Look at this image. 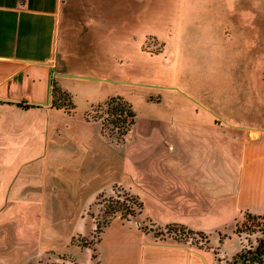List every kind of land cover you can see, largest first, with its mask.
<instances>
[{
	"label": "crops",
	"instance_id": "1",
	"mask_svg": "<svg viewBox=\"0 0 264 264\" xmlns=\"http://www.w3.org/2000/svg\"><path fill=\"white\" fill-rule=\"evenodd\" d=\"M144 4L0 0V144H11L6 148L21 155L9 161L12 166L0 179V264H43L49 250L68 249L71 234L86 225V204L75 203L69 188L93 174L109 179L98 188H104L103 195L119 187L137 196L142 210L137 220L115 216L94 249L87 247L86 258L80 254L86 264L92 249L96 264L226 263L245 247V237L234 231L235 220L246 211L264 214V110L242 80L228 93L225 80L211 74L209 90L200 96L164 83L160 91L168 88L169 93L145 96L144 124L134 126L133 110L134 122L120 140L103 133L98 120L86 117L87 110L81 114L75 107L51 105L53 82L71 95L70 83L118 80L124 69L123 81L148 84L142 59L166 57L175 35L140 32L138 23L119 36L121 8L128 7L126 17L139 21ZM219 12L216 21L226 17ZM212 32L214 40L225 37L226 29L222 35ZM238 32L242 43L251 46L249 33L261 31L251 21L240 24ZM150 35L159 49L144 46ZM181 51L180 43L173 52L177 62ZM220 66L217 60L207 62V69ZM117 95L132 108L131 99ZM20 101L34 106L22 107ZM83 187H77L78 197ZM78 206L76 220L69 215L62 220L68 230L62 237L54 214H69ZM113 220L130 234L104 237ZM167 225L201 232L204 243L198 236H174L164 231Z\"/></svg>",
	"mask_w": 264,
	"mask_h": 264
},
{
	"label": "rangeland",
	"instance_id": "2",
	"mask_svg": "<svg viewBox=\"0 0 264 264\" xmlns=\"http://www.w3.org/2000/svg\"><path fill=\"white\" fill-rule=\"evenodd\" d=\"M238 2L242 4L238 6ZM144 6L145 13L139 21L133 15H130L128 18L126 17L128 7L125 11L121 8L122 12L119 13L118 18L119 36L123 35L122 33H125L129 28H132V25L139 23L143 28L140 32L145 30L159 31V34H162L163 37H170V33L174 34L175 38L172 39L170 37L171 41L169 40L172 50L168 52L166 57L161 56L160 59H142V73H145L144 77H146L145 79L148 82L146 85H133L127 81H123L124 74L122 72L124 69H122V72H119L120 79L118 80L98 81L94 79L90 81L89 79H84L70 83L71 97L78 113H84L96 103L104 101L108 96L121 94L131 99L132 108L136 113L134 126L140 127L145 122L143 111L146 110L148 102L145 96L149 97L150 94L155 95L158 92L165 95L168 94L169 90H164L168 88L160 91V87L164 83H176L174 85L176 88L181 87L179 89H183V91L188 90L200 96L209 90L207 81L211 79L209 76L211 74L214 80H216L215 78H218V81L225 80L223 86L227 88L228 93H232L235 85H238L240 80H242V83L246 84L244 85L245 91L252 97H255L261 109L264 110V0H145ZM217 11H220L219 13L224 14L226 17H221V20L216 21L214 16L215 14L217 15ZM241 13H246L245 18L248 21H243V18L238 17L239 15L242 16ZM141 20H143V23L140 22ZM251 21L254 22L255 28H260L262 33L256 32L250 35L251 29H248L250 31L248 39L251 45L249 46L242 43L244 39L239 35L238 26L240 24L250 25ZM223 28L224 30L226 29L225 37L217 38L215 36L214 40H212L209 31L215 33L218 30L222 35ZM179 35H181V39ZM180 43L182 51L178 55L181 57V60L177 62L178 58L173 52L175 46ZM144 46L150 50L160 48L158 40L151 35L147 36ZM221 46H224V51L220 53L215 52L218 49L222 50ZM212 49L214 50L212 54L209 53L210 51L208 54L206 53V50ZM216 60L221 63V66L207 69V62ZM161 62L165 64L162 65ZM227 64L228 70L226 68ZM138 75L139 73L134 72L132 76ZM244 80L246 81L244 82ZM91 114H95L97 117L92 118L90 116L89 118H96L95 120H98L101 125L102 120H105L109 116L105 106L99 111H91ZM107 127H112V136H119V139L124 138L125 134H119L117 127L112 124H108ZM10 145L0 144V179L4 172L11 168L12 165H8L9 161L11 159H15L16 161L21 157V155L16 156L18 153L14 147L10 149L6 148ZM105 177L93 174L88 175L86 180L71 182V187L69 188L73 194V198L71 199L75 203L79 201V205L82 203L86 204V211L84 213L86 225L80 232L71 234L68 249L62 252L49 250L43 256V264H86L83 261L84 258L81 259L80 254L85 257L86 250H89L87 247H93L94 249V243L100 234L96 231V223L103 224L110 217L109 213L105 211V208L109 206L107 205L108 199L112 196L113 198L123 200L127 196L125 194L126 191L119 187H114L113 191L103 195L104 188H98L101 184L109 181ZM79 184L81 186L84 185V187L82 191L80 190L81 196L78 197L76 194L79 192L77 189ZM127 201L132 207L134 206L135 211L132 213L126 212V218L137 220L139 213L137 212L135 203L131 200ZM80 207L71 209L69 214H54L55 227L59 229L62 237H66L68 231L67 225H64V221L67 220L68 215L72 220H76L80 215ZM61 215H66V217L61 218ZM115 216L122 217L123 215L117 212ZM62 220L64 221L62 222ZM238 225L239 230L237 232L243 235L248 243L260 238L264 239V232L258 227L250 228L242 224V222ZM165 227L171 232L176 231L181 237L195 238L199 235L200 237L197 238V241L201 240V237H204L200 233L195 234L193 231L182 227L179 228L172 225ZM117 231H124L128 235L131 232L126 225L120 224L119 220H113L112 226L105 232L104 237H109ZM93 249L91 251L93 257L91 260H88L87 264H96L94 258L95 251ZM262 257H264V254ZM258 263L264 264V261ZM28 264H36V262ZM217 264L242 263L240 259L234 260L232 256L226 263L219 261Z\"/></svg>",
	"mask_w": 264,
	"mask_h": 264
},
{
	"label": "trees",
	"instance_id": "3",
	"mask_svg": "<svg viewBox=\"0 0 264 264\" xmlns=\"http://www.w3.org/2000/svg\"><path fill=\"white\" fill-rule=\"evenodd\" d=\"M17 103L25 108L34 106V104L27 103L25 101H20ZM51 105L64 107L69 111L73 110V108L75 107L71 95L67 91L61 89L55 82L52 83L51 87ZM103 106L106 107V112L109 114V116L105 120H102L101 129L103 133H105L109 138L120 140L121 138L119 139V136H112L113 129L112 127L110 128L107 126L108 124H112L113 126L118 128L119 134H126L131 124L134 122V111L131 108L130 103L122 96L111 95L108 96L104 101L98 102L93 105L90 110H87L85 112L86 117H97V115L91 114V111H99ZM125 194H127L126 199L131 200L133 203H135L137 212L141 213L142 202L139 200V198L127 191L125 192ZM126 199L121 200L120 198H113L112 196L108 199L107 205L109 206L105 208V211L109 213L110 217L103 224L96 223L97 232L100 233L103 228L115 217V214L117 212H120V214L123 215L122 217L126 218V212L132 213L135 211L134 206L132 207V205L129 204ZM241 222L242 224L250 228L258 227L262 232H264V214H256L248 211L243 212L233 224L235 232L239 230L238 224ZM198 233L201 234V232ZM259 240L262 243L261 250L242 248L233 255L234 260L240 259L242 264L264 261V257H262V255L264 254V239L260 238Z\"/></svg>",
	"mask_w": 264,
	"mask_h": 264
},
{
	"label": "built area",
	"instance_id": "4",
	"mask_svg": "<svg viewBox=\"0 0 264 264\" xmlns=\"http://www.w3.org/2000/svg\"><path fill=\"white\" fill-rule=\"evenodd\" d=\"M179 228H178V230H179ZM164 231L171 232V231L167 230L166 228L164 229ZM172 235L182 238L181 236H179V234L176 231H172ZM197 236L200 237L199 235H197ZM199 242L203 243L204 239L203 238H201V240L199 239ZM243 248L261 250L262 249V243L260 242V240H255V241H252L251 243H248L247 241H245V247H243Z\"/></svg>",
	"mask_w": 264,
	"mask_h": 264
}]
</instances>
